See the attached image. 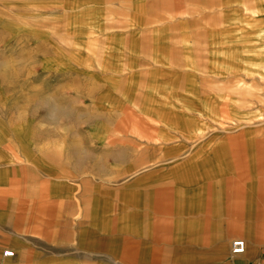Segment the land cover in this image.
<instances>
[{"label": "rangeland", "instance_id": "1", "mask_svg": "<svg viewBox=\"0 0 264 264\" xmlns=\"http://www.w3.org/2000/svg\"><path fill=\"white\" fill-rule=\"evenodd\" d=\"M111 2L85 14L62 0H0V140L66 134L75 150L77 139L112 133L124 151L128 130L132 156L100 159L102 170L124 162L174 167L180 98L196 107L180 124L214 141L227 137V167L239 168L246 184L260 181L264 193V0H156L160 13L150 14L135 9L136 0H118L127 7L94 13ZM205 95L210 117L200 108ZM163 100L169 125L157 119L167 111L155 106ZM163 138L170 154L160 159L155 144Z\"/></svg>", "mask_w": 264, "mask_h": 264}, {"label": "crops", "instance_id": "2", "mask_svg": "<svg viewBox=\"0 0 264 264\" xmlns=\"http://www.w3.org/2000/svg\"><path fill=\"white\" fill-rule=\"evenodd\" d=\"M62 1L86 14L82 9H106L112 0ZM113 1L109 10L94 13L126 6ZM155 1L133 5L141 14L160 13ZM205 74L212 81V73ZM179 100L173 103L176 155L169 156L176 157L174 167L124 162L104 163L102 170L100 159L122 151L112 133L77 139L75 150L66 134L0 140V264H264L260 181L246 184L239 168L227 167V137L214 141L181 125L182 114L196 107ZM211 105L212 95L200 98L208 117ZM127 131L121 154L129 151L130 158ZM163 142L155 144L160 159L170 154ZM237 238L246 247L235 254Z\"/></svg>", "mask_w": 264, "mask_h": 264}, {"label": "bare ground", "instance_id": "3", "mask_svg": "<svg viewBox=\"0 0 264 264\" xmlns=\"http://www.w3.org/2000/svg\"><path fill=\"white\" fill-rule=\"evenodd\" d=\"M207 18V17H206ZM224 26V25H223ZM222 53V52H221ZM229 55V54H228ZM109 65V64H108ZM197 65V64H196ZM140 68V67H139ZM198 69V68H197ZM222 69V68H221ZM197 71V70H196ZM193 72V71H192ZM197 73V72H196ZM202 75V74H201ZM206 75V74H205ZM215 75V74H214ZM220 75V74H219ZM222 75V74H221ZM199 76V75H198ZM212 76V75H211ZM224 76V75H223ZM137 77V76H136ZM214 77L215 76H213L212 78L214 79ZM138 78V77H137ZM218 78V77H217ZM216 78V79H217ZM136 79V78H135ZM136 83V82H135ZM158 83V82H157ZM200 83V82H199ZM136 84H138V83H136ZM155 84V83H154ZM200 85V84H199ZM159 87V86H158ZM155 89V88H154ZM156 89H157V87H156ZM155 91V90H154ZM157 95V94H156ZM155 95V96H156ZM53 100V99H52ZM54 100H55V98H54ZM53 100V101H54ZM164 101V100H163ZM160 101L161 102V105H155L156 106V108L158 109V110H163L164 108L167 110V111H165V113H162L161 111H159L158 112V114H157V119H158V121L161 123V122H163V121H167V124L166 125H169V123L168 122H171V120L173 119L172 118V116H171V114H168V111L169 110H171L169 107H171V105H170V103L169 102H166V101ZM55 102V101H54ZM58 102V101H57ZM153 103V102H152ZM53 105H54V103H53ZM57 105V104H56ZM58 105H60V104H58ZM64 109V107L62 106V107H58L57 106V109H56V111L58 112V111H62ZM230 122H232V121H230ZM248 122V121H247ZM162 124V123H161ZM220 125V124H219ZM239 129V128H238ZM140 139V138H139ZM150 142H152V141H150ZM149 142V143H150ZM162 143H164L163 141H162ZM154 144H155V142H154ZM158 144V143H157ZM159 145V144H158ZM217 158V157H216Z\"/></svg>", "mask_w": 264, "mask_h": 264}, {"label": "built area", "instance_id": "4", "mask_svg": "<svg viewBox=\"0 0 264 264\" xmlns=\"http://www.w3.org/2000/svg\"><path fill=\"white\" fill-rule=\"evenodd\" d=\"M245 247H246V244H245L244 239L237 238V239L233 240V242H232V252L235 254L244 252ZM4 254L12 256V255H14V251H12L11 249H6L4 251Z\"/></svg>", "mask_w": 264, "mask_h": 264}]
</instances>
